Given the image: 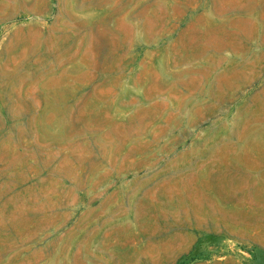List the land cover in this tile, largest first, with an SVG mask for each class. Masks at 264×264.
I'll return each mask as SVG.
<instances>
[{
	"label": "rangeland",
	"instance_id": "obj_1",
	"mask_svg": "<svg viewBox=\"0 0 264 264\" xmlns=\"http://www.w3.org/2000/svg\"><path fill=\"white\" fill-rule=\"evenodd\" d=\"M0 264H264V0H0Z\"/></svg>",
	"mask_w": 264,
	"mask_h": 264
}]
</instances>
